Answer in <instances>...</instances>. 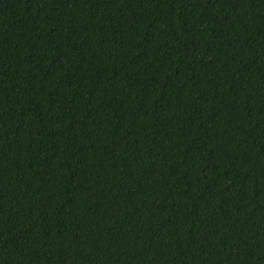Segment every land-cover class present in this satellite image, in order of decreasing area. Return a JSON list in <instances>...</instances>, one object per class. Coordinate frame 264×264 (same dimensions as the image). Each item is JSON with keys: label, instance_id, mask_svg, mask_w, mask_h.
I'll return each instance as SVG.
<instances>
[{"label": "trees", "instance_id": "trees-1", "mask_svg": "<svg viewBox=\"0 0 264 264\" xmlns=\"http://www.w3.org/2000/svg\"><path fill=\"white\" fill-rule=\"evenodd\" d=\"M0 264H264V0H0Z\"/></svg>", "mask_w": 264, "mask_h": 264}]
</instances>
